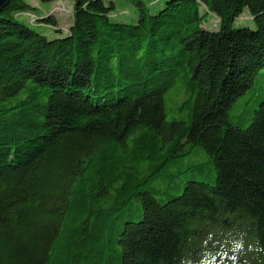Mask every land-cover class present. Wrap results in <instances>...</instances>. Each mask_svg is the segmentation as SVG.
<instances>
[{"label": "trees", "instance_id": "obj_1", "mask_svg": "<svg viewBox=\"0 0 264 264\" xmlns=\"http://www.w3.org/2000/svg\"><path fill=\"white\" fill-rule=\"evenodd\" d=\"M132 1L0 9V264H264V0Z\"/></svg>", "mask_w": 264, "mask_h": 264}, {"label": "rangeland", "instance_id": "obj_2", "mask_svg": "<svg viewBox=\"0 0 264 264\" xmlns=\"http://www.w3.org/2000/svg\"><path fill=\"white\" fill-rule=\"evenodd\" d=\"M30 3V5L34 8L32 12L26 10L22 15L18 16L17 20L23 22L28 25H35L33 26L38 31H44L48 38H54L59 36L57 32L50 29V26H45L42 22H39V17L45 16V14L49 15L52 14L56 20V27L62 32L64 35L68 32V27L72 22V14H73V0H56L51 2H42L40 0H25ZM115 1V8L113 15L116 17L117 20L133 23L137 18V7L133 3L132 0H114ZM144 3L147 5L149 12L153 13L161 6L162 0H143ZM159 1V2H158ZM158 2L157 4H155ZM34 12V13H33ZM201 13L206 12V8L201 6L200 9ZM39 25V26H38ZM235 27L241 26H250L254 27V23L252 21L251 15L247 9H244L242 14L237 17L233 23ZM202 26L209 30L217 29L219 26L218 18L215 14L211 12H206L205 20L203 21ZM45 27V28H44ZM174 95L173 90H169L166 94L167 97H172ZM254 101L253 104H255ZM206 155L202 152L194 153L184 159V161L179 163V168L187 167L198 163L200 161L205 160ZM186 178H180L179 180L175 181H182Z\"/></svg>", "mask_w": 264, "mask_h": 264}, {"label": "water", "instance_id": "obj_3", "mask_svg": "<svg viewBox=\"0 0 264 264\" xmlns=\"http://www.w3.org/2000/svg\"><path fill=\"white\" fill-rule=\"evenodd\" d=\"M8 2V0H0V9L5 6V4Z\"/></svg>", "mask_w": 264, "mask_h": 264}, {"label": "clouds", "instance_id": "obj_4", "mask_svg": "<svg viewBox=\"0 0 264 264\" xmlns=\"http://www.w3.org/2000/svg\"><path fill=\"white\" fill-rule=\"evenodd\" d=\"M237 247L239 248V245ZM232 262H233V264H236V256L235 255L232 257Z\"/></svg>", "mask_w": 264, "mask_h": 264}]
</instances>
